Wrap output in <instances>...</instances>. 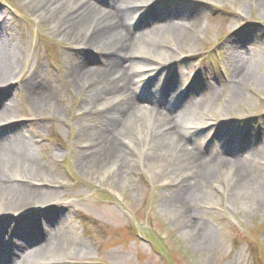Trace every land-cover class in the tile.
<instances>
[{
    "label": "rangeland",
    "instance_id": "1",
    "mask_svg": "<svg viewBox=\"0 0 264 264\" xmlns=\"http://www.w3.org/2000/svg\"><path fill=\"white\" fill-rule=\"evenodd\" d=\"M256 1L240 0L236 4L198 1L203 19L195 42L178 50L170 49L172 45L168 43L167 52H175L169 54L172 62L161 67H165L163 72L147 70L143 76L152 79V85L159 88L166 87L167 73L176 69L181 74L185 71L181 80L185 87L194 78V88L211 80L217 88L215 100L208 99L213 106L205 105L202 109L205 114L188 111V116H194L191 117L194 125L185 135L189 148L210 158L217 138L232 137L235 139L232 144L223 141L224 157L233 162L245 160L251 171L243 185H234L228 178L229 166L225 165L200 185L191 202V220L202 222L206 230L196 236L173 199L182 169L176 166L173 147L160 152L159 142L153 149L142 144L144 134L150 131L147 113L137 116L136 122L142 127L130 133L139 147L138 151L127 152L129 164L123 170L127 182L104 175V169H82L78 161L81 149L78 135L82 125L89 127L96 122L97 115L84 118L85 91L63 75L69 67L67 57L73 58L80 49L34 15L26 0H0L12 14L9 21L14 39L22 35L28 39L21 75H28L38 63L39 68L42 65L41 69L36 67L38 78L50 82L53 91L58 90L55 91L58 111L25 110L26 96L22 89L10 91L8 98L18 101L16 115L24 122V135L34 139L37 156L53 170L46 176L56 180L53 184L56 195L45 210L56 208L63 218L72 211L70 220L76 227L71 238L74 246L63 245L55 251L45 248L33 254L32 260L39 263L42 259L61 260L59 264H264V5L259 7ZM174 3L184 5L180 0L153 2L145 12L149 13L146 19L154 23L153 15L163 6L165 10V5L175 6ZM149 25L137 21L133 30L140 32ZM245 37L250 41L241 50L240 62L249 67L252 77L242 87L239 99L230 103L231 51L227 46ZM82 53L89 57L91 66H101L100 49ZM160 57L166 56H157ZM174 61H182L181 66L172 68ZM149 62L155 63L148 59L144 64L150 67ZM159 96L158 93L157 99ZM140 105L168 111L160 103L141 101ZM244 146L251 149L246 151L248 148ZM153 164L162 167L161 170L153 171L150 168ZM73 205L82 214L70 209ZM81 240L85 244L78 251L75 248Z\"/></svg>",
    "mask_w": 264,
    "mask_h": 264
},
{
    "label": "bare ground",
    "instance_id": "2",
    "mask_svg": "<svg viewBox=\"0 0 264 264\" xmlns=\"http://www.w3.org/2000/svg\"><path fill=\"white\" fill-rule=\"evenodd\" d=\"M155 1L163 0H26V3L34 15L51 26L55 34L80 49L73 58L67 57L70 59L69 67L63 75L72 78L74 85L85 91L84 118L97 115V119L89 127L81 126V134L78 135L81 148L79 165L83 170L104 169V175L127 182L123 171L129 164L127 152L132 149L138 151L139 147L130 133L134 128L142 127L136 122L137 116L147 113L150 131L144 134L142 144L153 149L159 142L157 151L160 152L173 147L176 166L182 168L178 174L181 181L176 183L173 199L179 212L191 224V231L198 236V232L206 228L202 222L191 220V202L199 193L200 185L212 179L225 165L229 166L228 178L234 185H243L251 171L245 160L233 162L224 157L226 147L223 141L232 144L235 141L232 137L217 138L210 158L189 148L185 135L194 125L191 118L194 116H188V111L201 112L205 105L213 106L208 99L215 100L217 88L211 80L194 88V78L191 85L185 87L181 83L182 75L186 76L185 71L181 74L176 69L167 73L166 87L159 88L152 85V79H144L143 76L147 70L161 69L163 72L165 67H161L172 62V56H169L175 52H167L165 46L168 43L172 45L170 49L178 50L195 42L203 19L198 1L236 4L240 0H180L183 6L174 3L175 6L165 5V10L164 6L161 7L153 15L155 21L152 23L146 19L149 13L145 12ZM256 4L262 7L264 0H257ZM11 15L0 2V264H59L61 260L52 259H42L39 263L32 260V256L45 248L55 251L63 245L74 246L71 238L76 227L70 220L73 212L63 218L56 208L45 210L56 195L53 189L56 180L46 176L53 170L37 156L34 139L24 135V122H20L16 115L18 101L8 98L10 91L22 89L26 96L25 110H57L55 91L58 90L55 88L53 91L50 82L38 78V69L42 67L39 68L38 63V69L32 67L28 75H21L28 39L23 35L18 40L14 39L9 21ZM141 20L151 25L146 30L134 32V23ZM248 41L247 37L239 38L227 46L231 51L228 54L231 65L230 103L239 99L242 87L252 77L249 67L240 62L241 50ZM94 48L101 51V66H91L89 57L82 53ZM161 54L166 56L165 59L157 58ZM148 59L154 61L155 66L150 62V67L145 65ZM174 62L172 68L181 66L182 61ZM148 86L151 89H147ZM141 101L160 103L168 111L155 107L149 109L140 105ZM251 146L244 147L248 151ZM151 166L153 171L162 168L155 164ZM70 209L82 214L77 205ZM84 244L83 241L78 242L79 247L75 249L79 251Z\"/></svg>",
    "mask_w": 264,
    "mask_h": 264
}]
</instances>
